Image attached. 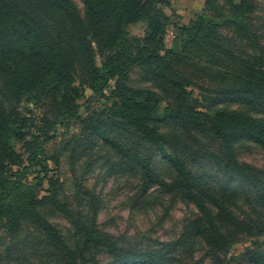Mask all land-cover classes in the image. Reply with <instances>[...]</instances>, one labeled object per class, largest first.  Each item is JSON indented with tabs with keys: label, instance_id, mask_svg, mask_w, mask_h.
Instances as JSON below:
<instances>
[{
	"label": "trees",
	"instance_id": "obj_1",
	"mask_svg": "<svg viewBox=\"0 0 264 264\" xmlns=\"http://www.w3.org/2000/svg\"><path fill=\"white\" fill-rule=\"evenodd\" d=\"M80 1L83 14L74 0H0V227L14 236L25 222L34 224L56 251L58 264H99L88 257L95 251L111 257V264H173L175 254L198 243L207 247L213 264H231L227 256L242 236L264 234V170L241 162L235 147L249 139L264 149V50L250 21L255 0H232L223 14L204 9L179 27V49L165 43L168 17L161 6L168 0ZM207 5L209 9L212 0ZM138 21L147 23L146 33L132 37L126 27ZM226 25L237 28L249 42L248 50L238 53L229 47L233 43L219 33ZM195 51L209 62L216 54L228 60L234 71L222 76L229 85L223 95L245 102L250 110L223 107L213 115L197 110L188 90L193 77L183 70ZM136 66L172 98L163 111L157 92L129 84ZM192 67L207 68L199 61ZM113 80L118 101L106 119H84V128L137 167L144 192L159 187L180 194L197 209L177 238L144 250L119 245L96 219L82 217L74 224V243L66 239L42 210L69 212L60 198L62 185L49 175V160L55 158L46 144L57 120L43 116L36 122L20 111L27 95L50 97L60 116L77 118L81 88L104 94ZM32 127L38 134L27 140L31 131L25 128ZM13 137L24 141L26 158L13 146ZM202 137L216 143L218 152L204 146ZM158 158L171 168L170 179L159 172ZM203 163L220 178L213 181ZM30 166H40L44 173L36 184L25 173ZM45 180L49 193L41 195ZM241 202L252 211L237 213ZM242 257L264 264V254L255 249L247 248Z\"/></svg>",
	"mask_w": 264,
	"mask_h": 264
},
{
	"label": "rangeland",
	"instance_id": "obj_2",
	"mask_svg": "<svg viewBox=\"0 0 264 264\" xmlns=\"http://www.w3.org/2000/svg\"><path fill=\"white\" fill-rule=\"evenodd\" d=\"M84 13V4L74 0ZM208 0H168L162 5L168 17L165 43L167 48L179 49L176 37L179 27L196 19L204 9L211 14L228 13L232 0H212L213 5H207ZM238 3L240 0H233ZM255 11L250 21L258 35L261 48L264 50V0H255ZM221 22L220 19H218ZM147 23L138 21L126 27L132 37L145 35ZM219 33L226 42L233 43V50H248L249 42L240 38L237 28L226 25L221 26ZM244 53V52H241ZM187 73L193 77V83L188 86L190 101L197 110L213 115L214 111L227 107L237 110H250L249 105L238 99L227 98L223 95L229 85L224 84L222 76L233 73L232 65L222 55L216 54L214 61L209 62L205 56L195 51L188 55ZM199 61L207 67L194 69L193 62ZM99 62V58H98ZM215 62V63H213ZM81 69L76 75L77 84L80 83ZM115 81L104 94H95L83 86L82 94L78 98L79 117L65 118L58 114L54 108V100L44 97L38 100L36 96H25L20 104V111L24 116L40 122V118L47 116L57 120L56 127L51 131L53 139L46 144L49 155L55 159L49 160V175L59 180L62 185L60 198L67 206L68 213L54 207H44L42 210L47 217L62 231L70 243L75 241L74 224L82 217L92 221L96 219L97 225L110 233L119 245L131 249L153 248L160 242L171 241L177 238L183 230L185 223L197 213L192 203L186 201L180 194L161 191L159 187L143 191V181L137 167L130 164L120 152L104 143L84 128L83 120L106 119L110 108L118 100L113 95ZM129 84L142 89L157 92L160 96L161 106L171 104L172 98L156 85L139 66L134 67L129 74ZM252 114L258 115L256 112ZM31 131L27 140L38 134L36 127L25 128ZM202 144L209 150L217 151V144L202 137ZM11 142L15 149L24 154L28 153L24 141L13 137ZM236 152L239 160L257 169L264 170V149L249 139H242L236 143ZM218 152V151H217ZM57 161V162H56ZM25 165H29L28 162ZM205 173L213 177V181L220 178V174L212 166L202 164ZM159 172L166 178L172 177L168 164L157 160ZM23 170V167H14ZM40 166H30L25 171L29 181L37 183L43 177ZM24 171V170H23ZM47 180L40 188V194L48 192ZM252 209L245 202L239 204L237 213H250ZM255 249L264 254V234L258 236H242L231 248L227 258L231 264H252L242 257L247 249ZM91 261L99 264H111L112 258L103 251L90 254ZM95 260H94V258ZM0 264H58V256L48 243L43 232L30 222H25L16 235L12 236L0 227ZM173 264H213L207 255V247L203 243L193 248H186L175 254Z\"/></svg>",
	"mask_w": 264,
	"mask_h": 264
}]
</instances>
